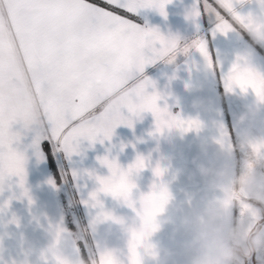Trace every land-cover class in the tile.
Segmentation results:
<instances>
[{
	"label": "snow or ice",
	"instance_id": "6c2138e0",
	"mask_svg": "<svg viewBox=\"0 0 264 264\" xmlns=\"http://www.w3.org/2000/svg\"><path fill=\"white\" fill-rule=\"evenodd\" d=\"M166 2L169 0H0V182L9 175L18 176L21 185L24 182L26 158L13 147L20 140V134L12 131L14 123L22 122L25 128L41 125L45 135L38 133L33 146L48 138L69 156L78 151L82 138L110 139L118 125L132 127L123 108L132 115L151 111L159 124L158 97L147 92L152 82H132L146 64L166 54L170 42L158 30L138 26L128 14L158 7L165 15ZM194 9V20L201 15L215 16L214 34H227L234 24L246 27L245 17L233 10L231 0H197ZM196 49L215 69L204 39ZM146 50L153 56L146 55ZM240 60L238 56L224 77L225 87L229 91L251 89L264 102V75L251 67L241 69ZM186 123L182 130L188 132L196 122ZM44 124L49 127L43 128ZM184 124L177 121L178 127ZM251 148L259 154L264 142L253 143ZM102 163L110 175L97 177L99 191L132 206L135 184L131 177L145 167L143 159L138 158L127 170L107 159ZM160 174L157 169L155 175ZM90 198L95 207L97 194L91 193ZM162 199L163 193L143 196L142 219L154 217ZM242 207L243 211L250 208ZM147 235L130 230L128 264H141L137 248ZM99 259L100 264H120L113 253L100 254Z\"/></svg>",
	"mask_w": 264,
	"mask_h": 264
},
{
	"label": "crops",
	"instance_id": "0c3cea01",
	"mask_svg": "<svg viewBox=\"0 0 264 264\" xmlns=\"http://www.w3.org/2000/svg\"><path fill=\"white\" fill-rule=\"evenodd\" d=\"M92 2H101V0H92ZM196 3L197 0H169L165 3V15L155 7L139 8L133 16L128 15L138 26L155 28L165 36L176 35L188 42L196 38L204 39L215 63V69L207 74L201 72L196 66L202 64L204 58L197 49L193 48L187 55L178 53L174 62H168L165 57L146 64L143 72L137 74L132 83L150 80L152 83L147 88L149 94L169 90L170 95L166 99L157 101L159 106L167 107L173 115L182 118H198L205 127L199 133L188 131L182 135L178 129H173L165 136L156 131L155 117L151 111L141 112L137 116L130 114L127 108H123L122 114L132 119V127L127 124L118 125L110 139L101 136L95 141L86 138L80 140V142H100L103 149L107 147V142L115 144L122 142L124 170H127L132 161L135 162L138 157L145 159V167L137 172L139 200L148 195L153 190V185L159 182L153 171L155 165L161 161L169 165L168 173L162 179L170 185L172 200L163 215L171 216L172 220L150 238L154 243L173 250L174 256L168 260V264L190 262L192 253L188 244L191 233L180 227V218L188 212H202L209 203L217 202L222 198V193L218 189L209 190L205 186L192 161L199 157L205 164L214 162L213 152L216 139L220 135V128L217 125L222 126L230 145L225 109L227 106L228 109L232 106L229 103L227 106L224 105V101L227 102L226 95L232 93L238 97L239 105L232 107L235 109L247 111L252 107H258L259 110L261 106L264 107V102H260L251 89L242 92L236 87L229 91L224 84V77L237 62L238 56H245L249 66L264 75V45L255 43L247 30L238 24L227 34L219 32L214 34L217 23L215 16L201 15L198 19H189L188 12ZM234 10L240 15H261L256 0L237 3ZM225 15L231 17L230 13ZM155 47L159 48L160 45L157 44ZM146 55L153 56V53L146 50ZM188 81L199 83V91L190 90ZM195 96L208 101L207 111H198L191 107V101ZM261 119L263 117L259 115L256 123H260ZM232 216L231 210V219ZM138 220L140 224V219ZM138 251L143 253V248ZM128 256L129 250L126 253L125 264H128ZM142 264H157V260L145 254Z\"/></svg>",
	"mask_w": 264,
	"mask_h": 264
},
{
	"label": "rangeland",
	"instance_id": "374dc122",
	"mask_svg": "<svg viewBox=\"0 0 264 264\" xmlns=\"http://www.w3.org/2000/svg\"><path fill=\"white\" fill-rule=\"evenodd\" d=\"M226 97L225 106L227 103L232 107L239 105L235 94L228 93ZM232 107L231 110L226 107L225 116L233 163L240 173L253 158L252 142L264 141V107L259 110L263 119L253 126L248 142L242 139V129L236 124V116L245 110ZM43 128L48 125L44 124ZM12 131L20 134L19 142L13 147L26 158L25 175L23 185L16 175L5 176L0 182V264H52L43 250L49 243V228L54 225L74 235L75 243L67 253L72 260L97 264L101 252L110 250L120 264H125L129 229L139 226L138 173L131 177L135 184L130 196L132 206L111 194L98 192L97 180V177L110 175L108 167L102 163L105 159L115 161L124 170L122 142H107L108 148L103 149L100 142L81 141L79 151L69 156L48 138H42L37 147L33 146L38 133L45 135L41 125L25 128L22 122H17L12 125ZM257 160V170L264 172V157L257 156ZM25 190L27 195L23 194ZM93 192H98L99 203L95 207L90 198ZM243 203L247 202L232 208V221L264 225V207L249 203L257 213L256 219L244 213ZM101 210L122 222L109 220L96 224ZM263 261L264 247H261L243 258L241 264H263Z\"/></svg>",
	"mask_w": 264,
	"mask_h": 264
},
{
	"label": "clouds",
	"instance_id": "9594fccd",
	"mask_svg": "<svg viewBox=\"0 0 264 264\" xmlns=\"http://www.w3.org/2000/svg\"><path fill=\"white\" fill-rule=\"evenodd\" d=\"M244 2L245 0H231L233 10L235 4H243ZM256 3L260 8L261 15H242L246 21L244 29L247 30L255 43L264 45V0H256ZM155 8L159 10L158 7ZM194 11L193 6L188 12L189 19H194ZM236 25L234 24L233 27ZM161 35L165 40L170 42V47L166 54L160 56L158 59L167 57L170 63L175 61L178 53L182 52L184 55H187L190 49H196L197 44L202 40V38H196L188 42L176 35ZM239 64L241 69L250 67L245 56H241ZM196 67L205 74L213 70V66L205 58L204 62ZM187 83L190 90L193 92L199 91V83L193 81H188ZM153 93L157 95V101L166 99L170 95L169 90ZM157 106L162 111L159 124H157L156 117L154 116L156 131L160 134L167 136L171 130L178 129L182 135L186 133L182 130V127H186V122L190 120L196 122L192 126L191 131L199 133L205 127L198 118H182L179 115H173L167 107L161 108L158 103ZM208 106V101L200 96H195L191 101V107L198 111H207ZM259 115L258 107H252L236 116V124L241 127L242 139L245 142L249 141L251 130ZM178 120L184 121L185 124L178 127ZM217 127L220 128V135L216 139V147L213 152L214 162L205 164L199 157H196L192 163L200 177L204 180L205 186L209 190L218 189L222 193V198L217 202L209 203L202 212H188L180 218V227L191 233L188 248L192 254L189 264H241L243 258L249 257L256 249L264 247V225L249 224L243 220L233 222L231 219L232 208L242 202H247L243 203V205L249 206V203H252L264 207V172L257 170L259 167L257 156L264 157V150L259 154L253 151L251 162L242 172L237 173L227 136L223 132L222 126L217 125ZM257 142L264 141H253L252 144ZM142 159L145 162V159ZM157 169L161 173L159 176L155 175ZM168 170L169 165L163 161L157 163L153 169L154 175L158 178L159 182L153 185L151 192L157 194L163 193V199L159 201L160 211L154 217L142 219L144 204L142 200H139L137 216L140 219V224L138 227L129 229V231L135 229L137 232L148 233L142 244L137 248L141 264L145 254L155 258L157 264H168V260L174 256L172 249L159 243H154L150 239L154 233L169 224L172 220L171 216L163 215L172 200L170 185L162 179L168 173ZM99 189L98 192H100ZM98 192L95 193L98 195ZM23 194L27 195V191L25 190ZM244 213L246 215H254L258 219L257 213L253 208L245 209ZM109 220L119 221V218L101 210L96 218V224ZM49 235V243L43 250V255L50 259L52 264H85L84 261L77 262L72 260L67 254L75 243L74 235L70 231L60 225H54L49 228ZM129 241L130 238L128 244ZM141 248H143V253L138 251ZM108 253L113 252L110 250L101 252L103 255H107ZM97 264H100V259H98Z\"/></svg>",
	"mask_w": 264,
	"mask_h": 264
}]
</instances>
